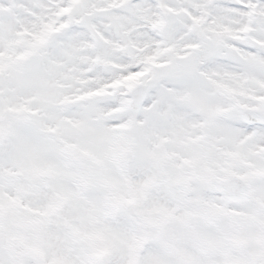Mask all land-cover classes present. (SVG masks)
<instances>
[{
  "label": "snow or ice",
  "instance_id": "snow-or-ice-1",
  "mask_svg": "<svg viewBox=\"0 0 264 264\" xmlns=\"http://www.w3.org/2000/svg\"><path fill=\"white\" fill-rule=\"evenodd\" d=\"M0 264H264V0H0Z\"/></svg>",
  "mask_w": 264,
  "mask_h": 264
}]
</instances>
